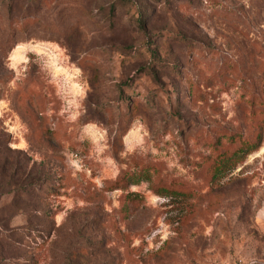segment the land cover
Instances as JSON below:
<instances>
[{
    "label": "rangeland",
    "instance_id": "374dc122",
    "mask_svg": "<svg viewBox=\"0 0 264 264\" xmlns=\"http://www.w3.org/2000/svg\"><path fill=\"white\" fill-rule=\"evenodd\" d=\"M263 116L264 0H0V264H264Z\"/></svg>",
    "mask_w": 264,
    "mask_h": 264
},
{
    "label": "trees",
    "instance_id": "16d2710c",
    "mask_svg": "<svg viewBox=\"0 0 264 264\" xmlns=\"http://www.w3.org/2000/svg\"><path fill=\"white\" fill-rule=\"evenodd\" d=\"M257 126V130H255L250 138H245L239 134H230L227 136L229 140L234 142V145L223 148L221 152L214 155L211 159L208 170L206 171L210 183L218 181L221 177L235 168L236 164L242 161L250 152L257 150L261 146L263 141L264 116L261 118V122L258 123ZM216 143L220 144L221 140L218 139ZM142 179L149 181L147 172H124L122 176L116 180L115 184L109 187V189L113 190L120 188V186L125 184H137ZM156 193L162 195H174L177 194V191L161 188V190H156Z\"/></svg>",
    "mask_w": 264,
    "mask_h": 264
},
{
    "label": "bare ground",
    "instance_id": "6f19581e",
    "mask_svg": "<svg viewBox=\"0 0 264 264\" xmlns=\"http://www.w3.org/2000/svg\"><path fill=\"white\" fill-rule=\"evenodd\" d=\"M262 150H264V148Z\"/></svg>",
    "mask_w": 264,
    "mask_h": 264
}]
</instances>
